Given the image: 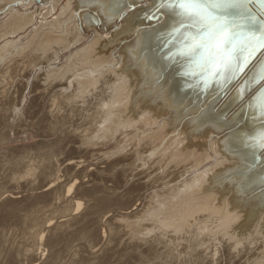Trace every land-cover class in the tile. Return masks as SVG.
I'll list each match as a JSON object with an SVG mask.
<instances>
[{"label":"bare ground","instance_id":"1","mask_svg":"<svg viewBox=\"0 0 264 264\" xmlns=\"http://www.w3.org/2000/svg\"><path fill=\"white\" fill-rule=\"evenodd\" d=\"M39 1L0 0V145L41 134L0 159V264H264L241 77L202 93L154 0Z\"/></svg>","mask_w":264,"mask_h":264},{"label":"snow or ice","instance_id":"2","mask_svg":"<svg viewBox=\"0 0 264 264\" xmlns=\"http://www.w3.org/2000/svg\"><path fill=\"white\" fill-rule=\"evenodd\" d=\"M87 2V0H85ZM257 4V10L250 5ZM167 15L173 21L168 35L174 47L170 58L185 63L183 74L196 77L205 88L230 84L241 77L255 54L264 50V0H154L152 17ZM264 68L237 92L248 96L253 119L261 121L246 143L264 151Z\"/></svg>","mask_w":264,"mask_h":264},{"label":"rangeland","instance_id":"3","mask_svg":"<svg viewBox=\"0 0 264 264\" xmlns=\"http://www.w3.org/2000/svg\"><path fill=\"white\" fill-rule=\"evenodd\" d=\"M65 1L66 0H63V2H62V4H64L65 3ZM75 1H77V0H75ZM144 2V5L146 4L147 5V0H143ZM35 3L38 5V3H40V1L39 0H35ZM59 7H61V6H59ZM45 9V8H44ZM59 9L60 8H58L57 9V11H55V12H53V13H51V15L50 16H48L49 17V19H48V17H47V20H50V19H52L54 16H56L57 15V13L59 12ZM43 12V10L40 12V13H42ZM37 18H36V21H35V24L34 25H37V23L39 22V20H41V18H40V14H38L37 16H36ZM31 29V27L29 28V30ZM28 34V33H27ZM22 35V37H21V39H20V44L22 43V44H24V42H26V41H28V39H30V37L32 36V34H28V35ZM7 39H11L12 40V43H15L16 41H17V39H19L18 37H15V38H13V37H9V38H7ZM14 40H16L15 42H13ZM34 41V43H32V44H34V45H36V43L37 42H35V39H33ZM86 43H87V41H84V43H82L81 45L83 46V45H86ZM3 43H0V45H2ZM119 49V48H118ZM172 50H174V48H172ZM31 52L32 51H30V52H28V53H24L23 55L25 56H22V54H21V56H17L16 57V59H18L17 61H21L22 63H23V61L25 62V60H26V58L28 59V57L30 58L31 56H32V58L33 57H35V54H31ZM31 55V56H30ZM36 58V57H35ZM23 61H22V60ZM37 59V58H36ZM40 59H38V60H36V62L37 61H39ZM40 61H43V63H45V61L44 60H40ZM13 64H15V63H13ZM5 65V66H4ZM18 65H20V63L18 64ZM7 66V64L6 63H0V74H4L3 73V69L5 68ZM1 77V76H0ZM194 79H196L195 81L197 82V78L195 77ZM30 96H31V94H28V99L30 98ZM232 98H234V97H232ZM233 100H230L229 102L231 103ZM228 102V103H229ZM227 103V104H228ZM27 104V105H26ZM29 103H28V100L25 102V104L23 105V107H21L20 109H21V111L23 110L24 112L25 111H28V110H30V109H27L28 108V105ZM26 107V108H25ZM29 118V117H28ZM30 119H32L31 117H30ZM18 126V125H17ZM16 131L17 132H19L18 134H16V135H13L12 133H10V139H11V141L7 144H3V145H0V159H2V157H4V156H6L7 158H14V157H19V158H21V159H24V157H22V154H26L27 156L31 153V152H33L34 150H35V148H36V144L39 142L38 141V139L40 138V136H41V134L35 129V128H33V127H28V128H26V129H17L16 128ZM27 131V132H26ZM25 136H27V139L26 140H24V135ZM25 133H28V135L27 134H25ZM29 136V137H28ZM23 138V139H22ZM90 155V154H89Z\"/></svg>","mask_w":264,"mask_h":264},{"label":"water","instance_id":"4","mask_svg":"<svg viewBox=\"0 0 264 264\" xmlns=\"http://www.w3.org/2000/svg\"><path fill=\"white\" fill-rule=\"evenodd\" d=\"M250 7H252V9L254 11L257 10V4L256 3H253L252 5H250ZM262 68H264V50H260L255 54V56H254L253 60L251 61L249 67L246 69V71L249 70V72H247V74H246V71H245V73L241 75L240 81L231 90L232 92L235 93V96L237 95V97H236L237 99L241 98V96H239L238 92H237L239 85L244 83L245 80H248L251 83L253 77L258 78ZM244 75H246V76H244ZM227 85L228 84L222 85V89L225 88ZM259 87H264V82L259 84L258 88ZM201 88H203V90L201 89V92L204 93L205 87L202 84H201ZM219 90H221V89H219ZM215 94L218 95L217 93H215ZM247 104H248V101H245L244 102L245 108H247V111L251 112L250 109L247 107ZM252 116H253V114H251V117Z\"/></svg>","mask_w":264,"mask_h":264}]
</instances>
